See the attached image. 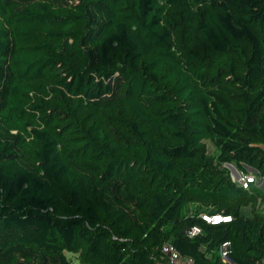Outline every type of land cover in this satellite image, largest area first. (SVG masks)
Segmentation results:
<instances>
[{"label":"trees","instance_id":"1","mask_svg":"<svg viewBox=\"0 0 264 264\" xmlns=\"http://www.w3.org/2000/svg\"><path fill=\"white\" fill-rule=\"evenodd\" d=\"M232 164L264 178V0H0V264H264Z\"/></svg>","mask_w":264,"mask_h":264},{"label":"built area","instance_id":"2","mask_svg":"<svg viewBox=\"0 0 264 264\" xmlns=\"http://www.w3.org/2000/svg\"><path fill=\"white\" fill-rule=\"evenodd\" d=\"M233 177L235 178V182L244 189H250L251 185H255L257 183V178L255 176H248L244 173H240L239 171H236V174L234 173ZM261 181L264 182V178H262ZM199 217L209 225H220L222 223H229L232 220V217L220 214L210 215L202 213ZM201 234L202 228L199 226H194L187 231V237L189 239H194ZM230 249L231 243L229 241L224 242L221 245L219 254L223 261L229 260L228 254ZM162 253L163 262L160 264H195L193 258L182 256L172 244H165L162 248Z\"/></svg>","mask_w":264,"mask_h":264},{"label":"rangeland","instance_id":"3","mask_svg":"<svg viewBox=\"0 0 264 264\" xmlns=\"http://www.w3.org/2000/svg\"><path fill=\"white\" fill-rule=\"evenodd\" d=\"M206 143H207V146H208L209 152H210V153H214V152L216 151V147L213 145V143L210 142V141H207ZM232 166L234 167L235 172H234L232 169H230L229 166H227V168L231 171V176H232V179H233L234 181H235V178H234L233 176H234V173H236V171H239L240 173H244V174H246V175H248V176H253V175H254V176L257 178L256 174H253V173L251 172V168H249V167L242 166V165H237V164H232ZM253 170H254V169H253ZM254 171H255V170H254ZM255 172H256V171H255ZM258 179H259V177L257 178V180H258ZM261 179H262V178H260V180H261ZM256 188H260V187H258L257 185L251 187V189H256ZM260 191L264 192V190H263L262 188H260ZM68 257H70L73 261L75 260V258H74L73 256H71V255H69ZM74 263H75V261H74Z\"/></svg>","mask_w":264,"mask_h":264},{"label":"crops","instance_id":"4","mask_svg":"<svg viewBox=\"0 0 264 264\" xmlns=\"http://www.w3.org/2000/svg\"><path fill=\"white\" fill-rule=\"evenodd\" d=\"M251 172L253 173V174H256V172H253L252 170H251ZM236 174V173H235ZM254 176V175H253ZM255 185H257L258 187H260V188H262L263 186H264V182H262L261 180H260V178L257 180V183L255 184ZM255 185H251V187L252 186H255ZM259 188V189H260Z\"/></svg>","mask_w":264,"mask_h":264},{"label":"water","instance_id":"5","mask_svg":"<svg viewBox=\"0 0 264 264\" xmlns=\"http://www.w3.org/2000/svg\"><path fill=\"white\" fill-rule=\"evenodd\" d=\"M230 167V169H232L235 172V169L232 165H228ZM253 172H255L253 169H251ZM262 189L264 190V186L262 187Z\"/></svg>","mask_w":264,"mask_h":264}]
</instances>
